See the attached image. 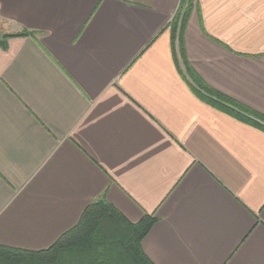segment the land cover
Segmentation results:
<instances>
[{"label":"crops","instance_id":"0c3cea01","mask_svg":"<svg viewBox=\"0 0 264 264\" xmlns=\"http://www.w3.org/2000/svg\"><path fill=\"white\" fill-rule=\"evenodd\" d=\"M0 0V246L99 199L153 264H264V0ZM182 49V52H180Z\"/></svg>","mask_w":264,"mask_h":264},{"label":"trees","instance_id":"16d2710c","mask_svg":"<svg viewBox=\"0 0 264 264\" xmlns=\"http://www.w3.org/2000/svg\"><path fill=\"white\" fill-rule=\"evenodd\" d=\"M191 1H180L171 21L172 35L179 23L182 27ZM200 85L213 106L264 131L263 115ZM154 222L147 215L132 224L111 204L99 199L83 211L75 226L46 249L30 251L0 246V264H153L143 253L141 242Z\"/></svg>","mask_w":264,"mask_h":264}]
</instances>
